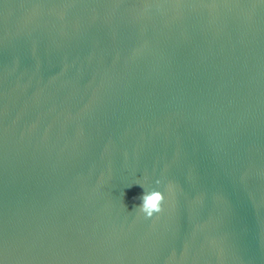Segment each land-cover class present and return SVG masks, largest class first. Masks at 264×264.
Instances as JSON below:
<instances>
[{
  "label": "water",
  "instance_id": "water-1",
  "mask_svg": "<svg viewBox=\"0 0 264 264\" xmlns=\"http://www.w3.org/2000/svg\"><path fill=\"white\" fill-rule=\"evenodd\" d=\"M0 264H264V0H0Z\"/></svg>",
  "mask_w": 264,
  "mask_h": 264
},
{
  "label": "clouds",
  "instance_id": "clouds-1",
  "mask_svg": "<svg viewBox=\"0 0 264 264\" xmlns=\"http://www.w3.org/2000/svg\"><path fill=\"white\" fill-rule=\"evenodd\" d=\"M159 183V181L157 182ZM141 203L139 205L134 206L139 208L140 211L146 214V217L150 218L153 216L154 213L160 212L161 204L164 201V195L161 191H150V192H143L140 196Z\"/></svg>",
  "mask_w": 264,
  "mask_h": 264
}]
</instances>
